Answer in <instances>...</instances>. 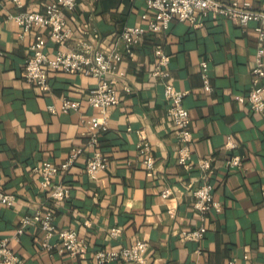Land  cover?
Here are the masks:
<instances>
[{
    "label": "crops",
    "instance_id": "1",
    "mask_svg": "<svg viewBox=\"0 0 264 264\" xmlns=\"http://www.w3.org/2000/svg\"><path fill=\"white\" fill-rule=\"evenodd\" d=\"M18 1L21 7L11 0L0 1V190L15 195L11 206L0 203V237L10 239V249L23 264H94L96 250L129 246L137 239L148 245L147 264H224L233 257L238 264H264V111L253 112L236 98L251 87L258 23L242 27L210 14L197 26L176 20L165 33L145 32L134 47V57L121 62L125 77L117 83L120 102L106 110L107 128L98 144L107 166L92 179L84 167L91 155L86 148V118L100 116L87 102L96 79L50 72V89L42 92L24 81L23 68L36 30L21 35L22 29L8 16L23 10L44 12L52 0ZM76 1L74 10L65 14L71 30L65 41L57 44L41 30L49 57L59 48L75 50L84 42L108 50L113 36L126 25L142 27L151 17L146 0ZM221 1L246 2L250 10L264 11V0ZM157 45L170 56L169 82L185 92L192 161L211 159L213 195L222 205L220 212L206 215V232L198 242L183 240L181 234L200 224L191 191L202 182V173L177 165L178 141L167 114L164 85L151 75ZM203 60L210 92L201 81ZM63 97L78 100L77 111L63 112ZM142 138L150 144L152 172L143 167L136 150ZM228 141L234 145L225 148ZM73 148H81L78 157L53 178L69 187V197L51 208L58 230L72 228L87 239V253L71 258L42 251L35 223L12 240L21 218L48 206V190L40 188L41 179L32 168L44 160L58 166ZM231 155L242 159L240 168L225 166ZM164 190L169 194L163 198ZM114 228L119 233L112 238L109 231Z\"/></svg>",
    "mask_w": 264,
    "mask_h": 264
},
{
    "label": "built area",
    "instance_id": "2",
    "mask_svg": "<svg viewBox=\"0 0 264 264\" xmlns=\"http://www.w3.org/2000/svg\"><path fill=\"white\" fill-rule=\"evenodd\" d=\"M6 1V0H0ZM18 7L21 4L18 0H11ZM76 0H52L44 12H33L23 10L8 18L22 29L24 32L36 30L35 38L29 46V57L25 60L23 79L28 84L36 87L39 91H47L49 86L50 72H63L68 74H81L86 77L95 78L96 83L87 93V102L99 115L87 117L86 126L88 128V140L86 148L91 152L84 169L87 174L94 179L96 172L103 170L107 166V158L98 149L100 135L106 131L105 112L111 106L119 104L117 96V83L125 77V72L121 67V62L126 58H133L134 47L140 42L145 32L165 33L173 21L186 22L191 26H197L200 19L210 14L216 17L229 18L235 23L246 26L251 21L258 24L254 27L256 32V52L251 68V87L246 95L237 96L240 103H247L250 109L256 113L264 111V11L254 12L249 9V4H225L221 0H146V7L150 13V19L144 26L126 25L118 34L113 36L108 50H101L97 45L82 43L75 50H56L53 57H49L45 52L46 38L41 34L45 30L47 39L61 44L71 32L67 25L66 12L74 10ZM87 28V26H85ZM39 31V32H38ZM98 37L97 33H93ZM156 57L155 67L151 72L153 77L162 81L163 97L168 101L167 114L171 117L175 134L178 141L177 165L185 170L198 168L202 173V182L191 191L192 209L200 219V224L192 230L182 232L181 239L198 242L204 237L206 232V215L210 212H220L221 202L213 195V184L210 178L214 173L211 166V159L203 157L196 163L192 161L191 145L193 133L190 129V116L187 108L183 105L185 92L176 90L169 82L168 63L170 56L166 54L161 46L154 47ZM201 81L203 89L211 91L208 76V65L205 60L200 62ZM128 87L125 91H128ZM63 112L77 111L80 102L68 97H63L61 101ZM54 112V107L49 108ZM234 144L228 141L225 148H230ZM138 154L142 157V165L152 172L154 159L151 156L150 144L142 138L136 145ZM81 148L71 149L69 157L60 165H55L48 160H44L40 165L33 167L40 177V188L47 189L46 208L38 207L29 215L21 218L19 227L12 235L11 239L18 240L23 233V228L29 223H35L40 229V236L36 239L40 248L44 252H56L58 255H69L71 258H78L88 251L87 239L79 235L72 228L58 230L54 222V213L51 205L62 202L69 197V187L65 184L54 182L53 178L66 170L78 157ZM242 159L238 155H231L226 159L225 166L229 169L240 168ZM169 191L164 190L161 196H168ZM261 195L264 198V187L261 188ZM15 201L14 194H8L0 190V203L11 206ZM168 214L173 217L174 210L168 209ZM119 229L114 228L109 231V236L114 238L118 235ZM148 245L145 241L137 239L129 246H122L114 249L100 248L93 254L94 264H147ZM246 258V257H245ZM0 264H23V260L10 249V239L0 237ZM224 264H238L237 259L227 260Z\"/></svg>",
    "mask_w": 264,
    "mask_h": 264
}]
</instances>
